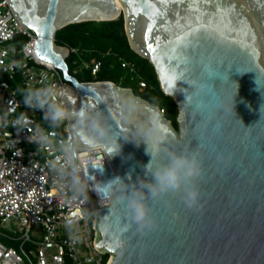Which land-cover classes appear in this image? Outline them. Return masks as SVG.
Wrapping results in <instances>:
<instances>
[{"label":"water","instance_id":"95a60500","mask_svg":"<svg viewBox=\"0 0 264 264\" xmlns=\"http://www.w3.org/2000/svg\"><path fill=\"white\" fill-rule=\"evenodd\" d=\"M19 23L38 40V58L60 69L59 102L75 112L106 115L121 148L109 161L83 164L101 185L126 184L146 174L148 143L130 123L150 126L159 113L166 131L149 138L153 166L170 151L196 153L200 210L168 193L149 200L157 227L137 231L123 203L107 197L95 213L98 251L107 264H264V0H8ZM122 15L130 47L153 66L161 91L177 106V130L161 109L112 81H79L69 73L65 25ZM139 101L128 115L125 101ZM153 109L155 111H153ZM72 133L83 147L84 131ZM123 136L134 139L125 140ZM131 179H128V177ZM99 187V186H97ZM147 192V190H145ZM103 198V195L99 193ZM119 240L121 246L117 247Z\"/></svg>","mask_w":264,"mask_h":264},{"label":"built area","instance_id":"2783aa9c","mask_svg":"<svg viewBox=\"0 0 264 264\" xmlns=\"http://www.w3.org/2000/svg\"><path fill=\"white\" fill-rule=\"evenodd\" d=\"M38 39L19 23L8 0H0V74L4 77L0 79V111L9 108L13 114L26 113L32 122L29 130L0 128V223L8 230H0V264H107L110 255L94 245L95 213L109 200L95 189L98 173H93L95 180L89 179V200H73L72 193L48 166L49 161L64 162L59 145L75 139L70 121L56 130L44 128L52 143L40 147L29 137L38 125L37 117L44 113L26 107L23 97L14 94L17 88L54 85L58 89L65 84L60 69L38 58L34 50ZM99 64L91 60L84 66L91 65L94 74ZM56 101L60 103L58 97ZM9 140L16 142L14 148L8 146ZM17 150L20 152L16 155ZM77 155L83 168L89 162L109 161L102 145L92 152L78 151ZM66 218L77 220L80 242L69 240ZM14 225L16 228H12Z\"/></svg>","mask_w":264,"mask_h":264},{"label":"clouds","instance_id":"9594fccd","mask_svg":"<svg viewBox=\"0 0 264 264\" xmlns=\"http://www.w3.org/2000/svg\"><path fill=\"white\" fill-rule=\"evenodd\" d=\"M14 94H20L23 97L26 107L34 110H42L43 123L48 125L49 129L56 130L69 119H72L76 125L77 131H84L83 147L78 139L68 142H61L59 150L63 153V164L57 161H49L50 170L60 179L62 186L68 188L72 193V199L83 197L89 200L88 192L92 190L89 179L95 180V177H89L88 168L82 167L78 151L85 150L92 152L100 145L106 147L108 156L117 153L121 148L116 134H110V124L106 119V115L102 112H88L86 110L71 111L64 104L58 103L56 97L59 91L56 86H44L41 88H17ZM128 115L137 111L139 101L131 99L124 102ZM15 104V103H14ZM153 111H155L153 109ZM159 113L156 118L151 120L150 126L137 123L131 120L130 123L140 135V140L145 139L148 143L147 152L151 154V161L146 165V174L154 177V182L139 178L137 183L126 184L123 179L116 178L107 184L101 185L99 182L95 184V189L103 197H115L123 203L126 219L130 220V224L123 228L128 231L131 224H135L137 231L143 233L145 230H153L157 227L156 220L152 215V208L148 201L160 198L168 193L180 196L183 204L188 209L200 210L201 193L195 183L196 179L202 175L203 169L198 159V155L178 153L170 151L167 154L166 162H159L153 166L154 154L149 151V138L155 135H162L166 129L163 128L159 121ZM11 117V118H10ZM32 122L27 118L26 113L13 114L9 108L0 111V128L15 127L17 130L27 128ZM30 142L44 147L52 143L51 137L46 130L37 125L34 131L30 132ZM125 140L136 138H128L123 136ZM139 140V142H140ZM137 142V143H139ZM15 141H8V146L15 147ZM20 152L16 151V155ZM94 168L97 167L89 162ZM128 179H131L129 176ZM99 186V187H97ZM147 190V192H145ZM65 228L69 234V240L72 243L80 242V230L76 219L66 218ZM116 246L120 247L121 242L117 240Z\"/></svg>","mask_w":264,"mask_h":264},{"label":"trees","instance_id":"16d2710c","mask_svg":"<svg viewBox=\"0 0 264 264\" xmlns=\"http://www.w3.org/2000/svg\"><path fill=\"white\" fill-rule=\"evenodd\" d=\"M55 43L69 49L65 58L68 70L79 81L109 80L120 87L130 88L134 95L158 106L177 130V106L161 91L152 64L130 47L121 14L111 20H87L65 25L55 32ZM91 60L100 63L98 71L92 74L91 65L84 66L83 75L78 77L74 67ZM140 82L144 85L141 86Z\"/></svg>","mask_w":264,"mask_h":264},{"label":"rangeland","instance_id":"374dc122","mask_svg":"<svg viewBox=\"0 0 264 264\" xmlns=\"http://www.w3.org/2000/svg\"><path fill=\"white\" fill-rule=\"evenodd\" d=\"M84 69H85L84 65L82 63H78L77 66L74 67V72H76V75L78 77H81L83 75V73H84ZM3 78H4L3 75L0 74V79H3ZM42 117H43L42 115L37 117V124L39 126H43V128H48V125L46 123H43ZM12 228H16V226L14 225V226H12ZM0 230L8 231L7 229H4L1 226V223H0ZM5 243L9 244L8 242H5Z\"/></svg>","mask_w":264,"mask_h":264}]
</instances>
